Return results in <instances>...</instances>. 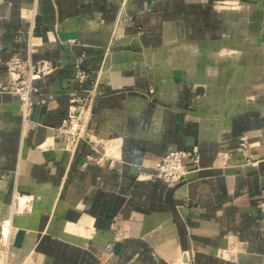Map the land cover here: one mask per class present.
Here are the masks:
<instances>
[{
	"label": "crops",
	"instance_id": "0c3cea01",
	"mask_svg": "<svg viewBox=\"0 0 264 264\" xmlns=\"http://www.w3.org/2000/svg\"><path fill=\"white\" fill-rule=\"evenodd\" d=\"M14 56L54 69L26 116L0 89V264H264V158H217L242 136L264 155V0H0V86ZM89 81L105 165L57 132ZM192 148L183 182L152 176L167 149Z\"/></svg>",
	"mask_w": 264,
	"mask_h": 264
},
{
	"label": "built area",
	"instance_id": "2783aa9c",
	"mask_svg": "<svg viewBox=\"0 0 264 264\" xmlns=\"http://www.w3.org/2000/svg\"><path fill=\"white\" fill-rule=\"evenodd\" d=\"M6 72L8 75L7 84L0 86L5 92L13 93L18 97L22 106L24 115L26 116L32 106L30 94L35 90L33 82L44 77L53 71L52 63L45 59L33 61L30 58H21L18 56L11 57L6 63ZM73 79L80 85L88 81V71L82 68L81 58L76 57L72 64ZM96 96V85L94 81H89L88 87L84 90V94L77 96L70 94L68 99V110L61 125L57 128V132L62 136V149L74 153L80 142H86L97 153L96 156L87 155L86 159L93 160L99 165H105L111 162L113 155L110 154L112 145L109 141L99 138L92 133L89 122L92 117V103ZM256 142H250L246 137L242 136L236 147L223 151L219 150L217 158H228L231 152H239L245 165H256L264 155L255 152ZM199 160L198 151L192 149H167L162 158L155 162L153 166L152 176L163 181L166 184H177L185 180L186 174L189 172V166H197ZM260 212L264 214V201L257 205ZM22 210L31 212L32 199L27 200ZM2 227V226H1ZM111 232H116L115 220L109 223ZM182 259H168L163 264H190L186 255ZM100 264H109L108 258L103 259Z\"/></svg>",
	"mask_w": 264,
	"mask_h": 264
},
{
	"label": "bare ground",
	"instance_id": "6f19581e",
	"mask_svg": "<svg viewBox=\"0 0 264 264\" xmlns=\"http://www.w3.org/2000/svg\"><path fill=\"white\" fill-rule=\"evenodd\" d=\"M22 204V203H21ZM7 228V229H6ZM4 230H6V232H3V236L6 238L7 237V233H8V231H9V226H8V224H6V223H3L2 224V231H4Z\"/></svg>",
	"mask_w": 264,
	"mask_h": 264
}]
</instances>
